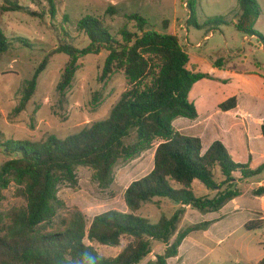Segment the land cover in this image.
Returning a JSON list of instances; mask_svg holds the SVG:
<instances>
[{"label":"trees","instance_id":"16d2710c","mask_svg":"<svg viewBox=\"0 0 264 264\" xmlns=\"http://www.w3.org/2000/svg\"><path fill=\"white\" fill-rule=\"evenodd\" d=\"M4 12L24 9L17 0H1ZM57 0H46L49 15H58ZM199 0H189V21L197 28L228 25L226 17L198 23L195 7ZM240 15L237 28L245 35L254 34L261 15L256 0H238ZM108 14H117L115 7ZM127 23L117 33H111L105 22L88 15L77 23V30L89 39L88 46L79 49L66 24L61 27L59 46L51 53L65 54L69 61L58 84V92L65 95L72 88L79 60L88 55L106 54L100 80L108 82L122 74L127 88L120 95L109 115L86 124L75 134L60 138L50 135L44 142L26 139L1 141L0 149L9 159L0 165V264H140L153 253L154 245H165L163 254L148 264H168L179 256L184 240L193 232L207 230L211 222L180 230V224L190 206L203 214L218 212L241 195L237 182L249 180L264 172V165L252 169L249 164L235 162L225 145L216 141L204 152L200 137L181 134L174 126L180 117L195 120L198 111L190 101L193 86L207 77L188 68L190 57L178 35L154 29L139 13L126 15ZM66 23L70 22L66 17ZM233 23V21H232ZM133 24V25H132ZM69 26V25H68ZM18 41L29 47L28 39ZM12 41L0 23V57L9 52ZM49 63L47 57L36 69L32 79L26 80L18 111L25 110L35 95L40 75ZM237 105L232 97L220 105L224 111ZM264 134V124L262 127ZM156 148L153 170L132 182L125 190L127 212L110 210L88 222L79 209L70 211L59 197L60 187L67 183L80 190L78 171L92 169L101 189L108 190L115 182V168L120 161H133ZM220 169L224 180H216ZM241 179L236 178V174ZM200 181L216 196L198 197L193 183ZM24 205L9 210L1 207L4 192L11 185ZM264 195V187L254 191ZM155 199H169L178 209L171 217L162 216L152 223L138 213ZM264 221H251L245 229L254 231ZM114 257L101 255L91 244L121 247ZM260 264H264V259Z\"/></svg>","mask_w":264,"mask_h":264},{"label":"rangeland","instance_id":"374dc122","mask_svg":"<svg viewBox=\"0 0 264 264\" xmlns=\"http://www.w3.org/2000/svg\"><path fill=\"white\" fill-rule=\"evenodd\" d=\"M256 1L260 6L261 15L254 27L255 33L245 37L236 26L240 15L238 0H199L195 7L199 24L204 25L210 19L221 16L230 21L228 25L207 26L201 29L189 21L191 10L184 6L189 0H57L58 15L55 19L49 15L46 0H17L24 7L17 12H4V4L0 0V23L13 43L9 52L0 57L1 141L26 139L44 142L50 135L67 138L86 124L109 115L111 108L127 88V82L122 74L108 82L100 80L107 55L91 54L81 58V66L72 88L65 95H61L57 87L69 57L65 54L50 56L62 41L60 32L65 24L74 38L76 47L82 49L89 45L87 36L77 30L78 21L88 15L100 17L111 33H117L128 22L126 15L132 13L145 17L150 25L160 32L166 31L164 22L172 25L171 31L174 35H179L181 43L192 57L193 68L207 75L193 87L190 93L191 101L201 103V100L207 99L214 103L217 100L226 101L237 92H248L249 89L237 79L228 83L212 81L207 73L210 66L197 60L205 59L210 65L223 63L224 69L227 70L233 63L236 66H245L250 72L257 71L259 67L264 71V0ZM110 7H115L117 14H108ZM66 17L70 22L66 23ZM169 31L170 29L167 30ZM210 33L212 37L205 40V36ZM19 37L28 39L30 46L19 42ZM47 57L49 63L39 77L35 95L25 110L19 112L25 81L33 78L36 69ZM152 152L153 150L133 161H120L115 168V182L108 190L100 188L92 169L80 168V190L74 191L65 183L60 187L59 197L67 202L70 211H82L89 223L95 216L110 210L127 212L125 190L132 182L153 170ZM8 159L0 149V165ZM218 173V178H223L221 172ZM258 178L264 179V175ZM235 186L243 192L250 187L246 183L239 187V182ZM4 195L1 207L5 210L25 204L14 184ZM162 200L164 202L146 204L138 214L149 218L152 223H158L164 215L171 217L177 210L174 208L177 205L169 199ZM193 211L195 213L191 214L192 216L188 215L183 219L180 230L202 223L200 220L203 213L196 209ZM205 232L206 230L191 233L187 239L189 243H194L190 245L193 251L186 258L169 261L170 264H256L254 260L257 253L264 252V227L254 231L243 229L220 244ZM127 241L128 239L124 238L121 247L104 246L90 243L88 240L87 243L93 245L101 255L114 257L120 253ZM160 245L155 244L153 253L140 264L155 262L156 256L164 251L158 248Z\"/></svg>","mask_w":264,"mask_h":264},{"label":"crops","instance_id":"0c3cea01","mask_svg":"<svg viewBox=\"0 0 264 264\" xmlns=\"http://www.w3.org/2000/svg\"><path fill=\"white\" fill-rule=\"evenodd\" d=\"M169 29L170 31L168 33L173 34L171 31V29H173L172 25ZM211 35V33L207 34L204 39L207 40L212 37ZM245 37H247V35ZM188 55L190 57L188 68L194 70L196 73H201L193 68L192 57L189 53ZM197 61L207 63L210 66V71L207 73L208 77H210L209 79L212 81L228 83L237 79L243 83L249 91L245 93L237 92L236 95L231 96L230 98H237V105L235 108L228 111L222 110L220 105L230 98L226 101L217 100L214 103H211V101H208L207 99L201 100V103L191 101L190 99V101L196 106L198 117L195 120L180 117L174 121L175 128L183 135L200 137L203 142L204 152H206L213 143L220 141L228 149L235 162L249 164L252 169H258L264 165V134L262 130L264 124L263 68L259 67L257 68V71L250 72L245 66H236L231 63L229 65L230 69L227 70L224 69L223 63L210 65L207 60H201V58ZM152 150L151 163L153 168L156 148ZM149 151L145 152L142 157L147 155ZM218 172H221L220 169L216 172V180L218 182L223 181L224 177L218 178ZM261 175H264V172ZM235 176L238 180L241 179L239 173ZM257 177L245 180L244 182H239V187L244 183L250 185V187L245 192L241 191L239 197L231 200L221 210L202 215L200 220L202 223H212L205 233L216 243L220 244L232 234L245 229L246 224L251 221H264V195L257 196L254 194L255 190L264 187V179H257ZM193 191L198 197L209 196L212 198L217 194L216 191L209 190L197 180L193 183ZM160 201L164 202L162 199H158V201L155 199V202ZM178 207L179 206H175L174 208L178 209ZM194 213L193 208L187 206L184 218ZM156 244L160 245V243ZM162 245L158 246V248H162V250L165 251V245L161 247ZM190 245L192 246L194 243H189L186 238L180 247L179 256L172 258L169 261L171 262L175 259H180L181 257L186 258V256L193 251V247ZM163 253L160 252V254ZM208 253H210L209 250ZM263 259L264 252H258L254 262L260 264Z\"/></svg>","mask_w":264,"mask_h":264},{"label":"built area","instance_id":"2783aa9c","mask_svg":"<svg viewBox=\"0 0 264 264\" xmlns=\"http://www.w3.org/2000/svg\"><path fill=\"white\" fill-rule=\"evenodd\" d=\"M185 7H186V9H188V3H185V5H184Z\"/></svg>","mask_w":264,"mask_h":264}]
</instances>
